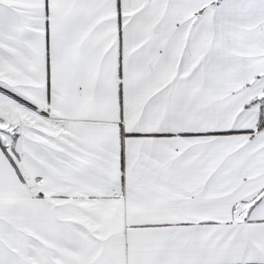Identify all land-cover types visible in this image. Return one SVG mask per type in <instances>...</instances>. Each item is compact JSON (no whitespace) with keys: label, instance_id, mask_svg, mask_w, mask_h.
<instances>
[{"label":"snow or ice","instance_id":"1","mask_svg":"<svg viewBox=\"0 0 264 264\" xmlns=\"http://www.w3.org/2000/svg\"><path fill=\"white\" fill-rule=\"evenodd\" d=\"M0 264H264V0H0Z\"/></svg>","mask_w":264,"mask_h":264}]
</instances>
